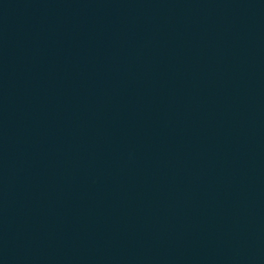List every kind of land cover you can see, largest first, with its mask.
Masks as SVG:
<instances>
[{"label":"water","instance_id":"obj_1","mask_svg":"<svg viewBox=\"0 0 264 264\" xmlns=\"http://www.w3.org/2000/svg\"><path fill=\"white\" fill-rule=\"evenodd\" d=\"M0 264H264V0H0Z\"/></svg>","mask_w":264,"mask_h":264}]
</instances>
